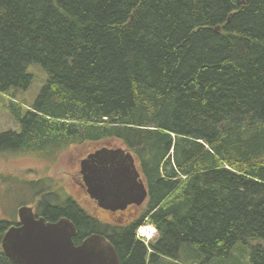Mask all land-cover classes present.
<instances>
[{"label":"trees","instance_id":"obj_1","mask_svg":"<svg viewBox=\"0 0 264 264\" xmlns=\"http://www.w3.org/2000/svg\"><path fill=\"white\" fill-rule=\"evenodd\" d=\"M32 64L46 84L18 104ZM0 94L17 124L0 155L112 141L138 161L148 199L128 223L20 182L47 222L73 223L75 245L101 236L120 264H236L241 245L264 264V0H0ZM11 226L0 218V264H16L1 249Z\"/></svg>","mask_w":264,"mask_h":264},{"label":"water","instance_id":"obj_2","mask_svg":"<svg viewBox=\"0 0 264 264\" xmlns=\"http://www.w3.org/2000/svg\"><path fill=\"white\" fill-rule=\"evenodd\" d=\"M80 174L91 199L104 210L141 205L147 192L134 158L121 149H101L81 161ZM18 223L3 234L1 249L16 264H119L115 248L92 235L75 245L76 228L66 218L47 222L21 207Z\"/></svg>","mask_w":264,"mask_h":264},{"label":"rangeland","instance_id":"obj_3","mask_svg":"<svg viewBox=\"0 0 264 264\" xmlns=\"http://www.w3.org/2000/svg\"><path fill=\"white\" fill-rule=\"evenodd\" d=\"M28 73L33 77L31 86L28 90L17 94L16 102L33 104L41 89L46 84L47 74L38 65L32 64L28 67ZM9 97L0 94V133L7 129H17V124L10 116L7 110ZM119 147V143L101 142L97 144H84L80 147H69L63 152L48 157V155L37 154H1L0 155V218L8 221L18 220L17 209L21 207L22 202H26L33 207L41 196L32 198L37 189L33 190L22 181L49 180L52 184V190L60 197L70 195L79 204H82L87 213L93 215L99 221L105 223H116L124 220L120 213L117 217L110 220L108 214L98 210L88 200V196L83 188L79 187L78 181L80 176V160L93 149L102 146ZM33 191V193H32ZM32 200V202H31ZM12 202V203H10ZM14 203V204H13ZM131 209L127 210L130 212ZM233 257L237 258L240 263L250 264L247 251H241V245H238L232 252ZM221 264V263H218ZM228 264H235L229 262Z\"/></svg>","mask_w":264,"mask_h":264},{"label":"flooded vegetation","instance_id":"obj_4","mask_svg":"<svg viewBox=\"0 0 264 264\" xmlns=\"http://www.w3.org/2000/svg\"><path fill=\"white\" fill-rule=\"evenodd\" d=\"M85 157H83L81 160H80V162L84 159ZM138 208V207H137ZM136 207H134V206H130V207H128L126 210H124V211H117V210H114V211H105L104 213H106V214H108V215H110L109 216V219L111 220H114V218L115 217H117V215H116V213H120V215H122L123 217H124V220L123 221H121V222H119V223H125V222H128V220H127V218L129 217V216H131V215H134L135 213H137V211H138V209H137ZM129 209H131V211L130 212H127V210H129ZM35 210H36V207H35ZM15 223H17V222H15ZM108 223H110V222H108Z\"/></svg>","mask_w":264,"mask_h":264},{"label":"bare ground","instance_id":"obj_5","mask_svg":"<svg viewBox=\"0 0 264 264\" xmlns=\"http://www.w3.org/2000/svg\"><path fill=\"white\" fill-rule=\"evenodd\" d=\"M243 245V244H242Z\"/></svg>","mask_w":264,"mask_h":264}]
</instances>
